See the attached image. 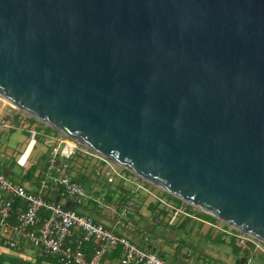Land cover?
<instances>
[{
    "label": "water",
    "instance_id": "obj_1",
    "mask_svg": "<svg viewBox=\"0 0 264 264\" xmlns=\"http://www.w3.org/2000/svg\"><path fill=\"white\" fill-rule=\"evenodd\" d=\"M0 96L264 242V0H0Z\"/></svg>",
    "mask_w": 264,
    "mask_h": 264
},
{
    "label": "built area",
    "instance_id": "obj_2",
    "mask_svg": "<svg viewBox=\"0 0 264 264\" xmlns=\"http://www.w3.org/2000/svg\"><path fill=\"white\" fill-rule=\"evenodd\" d=\"M0 127H24L28 141L16 157L19 165L27 166L28 153L37 142V126L15 104L0 98ZM7 107V111H3ZM22 110L16 118L15 110ZM19 121L18 123L16 122ZM63 134V133H62ZM56 142L49 150L46 170L42 174L39 189L28 188L18 178L0 171V242L9 248H20L22 243L36 247L45 256L54 257L60 264H174L158 252L150 250L128 235L111 226L97 221L91 214L65 206L55 197L44 194L47 189L58 191L61 197L82 204L89 197L87 187L70 174V166L75 154L93 159L94 173L108 183L122 182L130 195L120 200L118 218H124L135 210L134 196L148 195L170 214L172 223L180 213L192 219L197 215L191 209L174 205L148 187L143 178L121 167L106 156L86 147L72 137L63 134L48 139ZM47 141V138L45 139ZM31 146L22 160L28 146ZM103 162L106 167L98 164ZM126 170H124V169ZM136 199V198H135ZM208 227L220 230L231 242L243 249L259 250L264 253V242L257 237L228 223H216L200 219ZM145 240H149L147 236ZM119 249V256L107 261L108 254Z\"/></svg>",
    "mask_w": 264,
    "mask_h": 264
},
{
    "label": "crops",
    "instance_id": "obj_3",
    "mask_svg": "<svg viewBox=\"0 0 264 264\" xmlns=\"http://www.w3.org/2000/svg\"><path fill=\"white\" fill-rule=\"evenodd\" d=\"M35 124V122H34ZM58 134H51V136H56ZM49 136V137H51ZM49 137H47V149L50 150L52 145L56 142L49 141ZM36 144L32 147V149L28 153L27 163L28 166L19 165L16 162V159L13 160L16 164H18L21 169L20 174H12L11 177L18 178L21 182H23L28 188L37 191L39 189V183L42 178V172L40 168L37 169L29 178H23L22 174L26 172L29 166L36 160V156L33 153L35 150ZM23 151V150H22ZM21 151V152H22ZM45 151V150H44ZM20 152V153H21ZM43 152V151H42ZM41 152V153H42ZM26 156V155H25ZM24 156V157H25ZM34 157V158H33ZM10 161L12 157H9ZM33 158V159H32ZM91 160V169L89 166L86 167L83 163L84 161L75 162L72 160V164L70 166V174L74 177L75 174H78L79 171H82L84 174L89 175V179L91 185H86L89 193V197L85 199V201L76 205V209L80 211H84L85 213L91 214L97 221H101L106 223L108 226H111L115 230L122 232L124 234L130 235L135 238L140 244L147 247L150 250L155 249L160 255L165 257L168 260H172L175 264H211L214 258L218 259V264H264L263 261L256 260L250 254V251L244 249L241 251L238 246L232 244L231 248H220L218 245L220 242L217 241L218 233L215 235L210 234L211 227H204L203 229L197 228L192 229V224H186L189 220V217H185L181 219L178 224H169L165 221V214L168 212L165 211L164 208H161L154 201L148 200V197L141 194V198H145V206L147 211L140 212L138 214H129V216L119 219L118 218V205L120 200L123 197L117 196L116 191L111 194L109 198L105 193L101 194V182L96 179V175L94 173V167L96 162L93 159ZM91 170V171H89ZM9 171V170H8ZM10 173V171H9ZM8 175V174H7ZM80 181V180H79ZM82 182V181H81ZM84 183V182H82ZM90 184V183H89ZM45 195L48 197H60V201L70 200L61 197L58 191L47 189ZM106 199V200H105ZM109 200V201H108ZM105 201H108V206H104ZM114 202L115 206L112 207L111 203ZM159 206V207H158ZM113 209V213H110V210ZM112 214V215H111ZM192 219V218H191ZM195 220V219H194ZM167 226H170V229H167ZM147 236L149 240H145L144 237ZM168 239L173 242V244L178 245L185 242H193V244H197L194 246L195 252H197L198 256L194 258H184L183 252L178 251L175 256L168 255L163 248L167 243ZM218 244V245H216ZM214 245V246H213ZM205 254L204 259L211 257L210 261L203 260V263H200L201 255ZM208 255V256H207ZM190 256V255H188ZM107 261H111V259L107 256ZM214 262V261H213ZM0 264H60L54 257L43 255L40 250L36 247L31 246L30 244L22 243L20 248H9L0 242Z\"/></svg>",
    "mask_w": 264,
    "mask_h": 264
},
{
    "label": "rangeland",
    "instance_id": "obj_4",
    "mask_svg": "<svg viewBox=\"0 0 264 264\" xmlns=\"http://www.w3.org/2000/svg\"><path fill=\"white\" fill-rule=\"evenodd\" d=\"M3 111H7V107L4 108ZM21 111L22 110H20V109H16L15 110L16 118L19 116ZM25 113L27 115H29L28 112H25ZM17 120L18 119H16V122L18 123L19 121H17ZM34 122H35V125L37 126L38 134H40V135L37 137L36 147H35V150L33 151L32 155L33 154L37 155V154H40L42 151L47 149L46 145H48V143L45 141V139L47 137L51 136V134H58V135H63V134L60 131H58V130H56V129H54V128L46 125V124H44L43 122H41L39 120H37L36 118L34 119ZM27 141H28L27 131H26V129L24 127L22 128L21 126H16V127L10 128V129L4 128V127H0V166L1 167L2 166H4V167L6 166L7 167V169L10 171V173L8 174L10 177L12 176V174H20L21 173L22 167H20L18 164H16L13 160H15L16 157L19 155V153L24 149ZM79 147H83V145L79 143ZM9 157H12L11 161L9 160L10 159ZM77 162H80V161L78 160ZM98 164L102 167V170L106 167V165L103 162H101V161H98ZM28 165H29V163H27V166ZM84 165L86 167L89 166V169H91V166H92L91 160L86 161V164L84 163ZM124 170H126V169H124ZM89 171H91V170H89ZM126 171H128V170H126ZM128 172H130V171H128ZM96 177H97L96 179H98V181L101 182V191H100V193L103 194V193L108 192L106 190V188L110 184L108 182H106V180L102 176H98L97 175ZM143 182L148 187H150L154 192L159 194L160 196L169 199L170 202H172L174 205L182 207V208H185V209H191L198 217L195 220L189 218V220L187 221L186 224H192L193 225L192 229H197V228L203 229L204 227H206V224L204 223V221L200 220L202 218L209 219L211 221H214V222L220 223V224L223 223L222 220H220V219H218L216 217L212 219L210 216H208V214L206 212L202 211L199 207L194 206V205H190L189 203H187V202L177 198L176 196H174V195H172V194L160 189L159 187L151 184L150 182H148L146 180H143ZM83 184L86 186L85 183H83ZM90 185H91V182H90V184L88 186H90ZM140 196H141V194H139V193H138L137 196H134L135 210L133 212L129 213V214H138L137 210H139L140 212L147 211L146 206H145V204H146L145 198H141ZM146 197H148V200L154 201L151 196L146 195ZM108 201H105L104 206L105 205L108 206L107 205L109 203ZM114 202L111 203V201H110L112 207L115 206ZM110 213H113V209L110 210ZM129 214L127 216H129ZM169 217H170V214H169V212H167L165 214V221L167 223H168ZM184 218H185V216H183L180 213L178 216L175 217V219L173 220L172 223L173 224H178L181 221V219H184ZM172 223H169V224H172ZM104 224H106V223H104ZM167 229H170V226H167ZM216 233H218L216 242H218V243L220 242L219 245L218 244H216V245H218L220 248H222V247L223 248H231L232 247L231 246L232 244H230V241H231L230 238L225 236L220 230L212 227L211 230H210V234H212V235L214 234L215 235ZM191 244H193V242H191V243L190 242H185V243H181V244L175 245V244H173L172 241H170L168 239V241L165 244V247L163 248V250L167 251L166 253L168 255H170V256L171 255L175 256V254L178 251H180V252H183L184 254L187 253L186 256L183 255V259L184 258L187 259L189 257L190 258H194L195 256H198L197 255L198 251L195 252L196 251L195 248H197L198 246H196L197 244L194 243L193 245L196 246L194 248L193 246H191ZM238 248L241 251L244 250L241 247H238ZM249 251H250V254H251V256L253 258H255L256 260L264 262V253L262 251L253 250V249H250ZM188 255H190V256H188ZM202 256H206V255L205 254L201 255V259L199 260L200 263H203V260L210 261L212 259L211 257H209L207 259H204V257H202ZM218 259H219L218 257H217V260H215L213 258L212 260L214 262L212 261L211 264H218Z\"/></svg>",
    "mask_w": 264,
    "mask_h": 264
},
{
    "label": "trees",
    "instance_id": "obj_5",
    "mask_svg": "<svg viewBox=\"0 0 264 264\" xmlns=\"http://www.w3.org/2000/svg\"><path fill=\"white\" fill-rule=\"evenodd\" d=\"M34 119L35 118L32 117V116H29L28 117V120L31 123L34 122ZM39 135L40 134H38V136ZM48 156H49V151L48 150H45L42 153L38 154L36 156V160L29 166V168L26 170V172L22 174L23 178H25V179L29 178L39 168H40V171L43 173L46 170V167H47ZM72 160L74 161V166H75V162H77L78 160L79 161H84L85 164H86V161H89L90 158L84 157L80 153H77V154L74 155V157H73ZM0 171L4 172V171H8V169H7L6 166L5 167L4 166H2V167L0 166ZM74 178L77 179V180H80V181L84 182L86 185L87 184L89 185V183H90L89 175L84 174L82 171H79L78 174H75ZM109 184L110 185H108V187L106 188V190L108 192L105 193L107 195V198H109V196L111 194H113L114 191L118 192L117 193V196H120V197H123V198L130 195L129 190L124 187V184L122 182H114V183H109ZM66 201L67 200L63 201V203H64L65 206H66V204H65ZM72 202H73V207L72 208H74V209H76V205H80L79 203H76L74 201H72ZM77 211H80V210H77ZM80 212H84V211H80ZM208 216H210L212 219L215 218V217L211 216L210 214H208ZM120 233H122V232H120ZM128 236L132 240L137 241L135 238L131 237L130 235H128ZM119 254H120L119 249L112 250L108 254V258L109 259L115 258V257L119 256Z\"/></svg>",
    "mask_w": 264,
    "mask_h": 264
},
{
    "label": "bare ground",
    "instance_id": "obj_6",
    "mask_svg": "<svg viewBox=\"0 0 264 264\" xmlns=\"http://www.w3.org/2000/svg\"><path fill=\"white\" fill-rule=\"evenodd\" d=\"M0 98H2L4 101H7V99H5L4 97H2V96H0ZM30 145L28 146V148L26 149V151H25V153H24V155L22 156V160L24 159V156L25 155H27V153H28V151H29V149H30Z\"/></svg>",
    "mask_w": 264,
    "mask_h": 264
}]
</instances>
